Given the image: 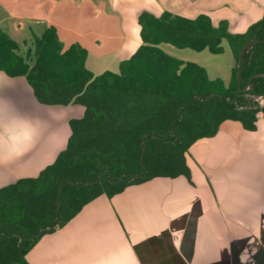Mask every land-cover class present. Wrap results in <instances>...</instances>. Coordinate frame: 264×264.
Wrapping results in <instances>:
<instances>
[{"label":"crops","instance_id":"obj_1","mask_svg":"<svg viewBox=\"0 0 264 264\" xmlns=\"http://www.w3.org/2000/svg\"><path fill=\"white\" fill-rule=\"evenodd\" d=\"M235 1L0 0V31L12 37L10 23L15 33L28 26L38 36L55 26L64 48L84 46L86 67L100 75L119 72L140 47L143 12L213 18L217 9L232 12ZM244 1L229 25L233 34L264 16V0ZM84 112L81 105L41 104L25 77L0 71V188L52 164L68 145L71 119ZM189 164L196 186L184 184L177 193L183 177L159 178L111 199L101 195L44 235L28 253L29 263L264 264L263 114L254 131L224 122L216 136L191 147Z\"/></svg>","mask_w":264,"mask_h":264},{"label":"trees","instance_id":"obj_2","mask_svg":"<svg viewBox=\"0 0 264 264\" xmlns=\"http://www.w3.org/2000/svg\"><path fill=\"white\" fill-rule=\"evenodd\" d=\"M142 44L120 63L119 72L95 75L86 67L87 49H65L55 26L26 42V53L0 31V71L25 77L41 104L81 105L84 115L70 121L67 147L37 177L0 188V264H30L38 241L74 219L101 195L110 199L127 188L159 178L191 182L190 149L217 135L226 121L257 129L264 107V16L242 34L226 21L215 26L165 11L139 16ZM258 41L245 56L242 83L238 59L244 45ZM235 57L229 84L207 70L166 53L161 45ZM248 87H251L247 90Z\"/></svg>","mask_w":264,"mask_h":264},{"label":"rangeland","instance_id":"obj_3","mask_svg":"<svg viewBox=\"0 0 264 264\" xmlns=\"http://www.w3.org/2000/svg\"><path fill=\"white\" fill-rule=\"evenodd\" d=\"M235 2L236 4H233L232 12L228 9H223V10L217 9L215 10L216 16H214L213 18L209 16L215 26H218L219 23L222 21H226L229 27L232 21H234V16L236 14L238 7L237 5L239 4L241 9L244 8L246 5L244 0H239L238 3L237 1ZM7 28L10 30V33L12 34L13 38L12 37L11 38L20 45L21 52L26 53L27 46L24 45V41L30 39L33 36L30 33L29 27L27 26L24 31L19 33L14 32L13 27L10 23L9 24L7 23ZM36 28L41 30L40 27H36ZM36 33L39 34L38 36L41 35V31L40 32L36 31ZM222 46L224 48V53L215 55L210 53L208 50L197 52L192 49H178L169 44L161 45L162 49L166 53L174 57H177L179 59L198 63L199 65L203 66L207 70V73L211 79L221 78L226 83H228L229 79L232 76V69L236 65V61L233 52L229 46V43L227 41H223ZM182 180L183 181H181V183L179 182L177 183L179 185V186L177 185L178 187L177 193L178 192L182 193L185 191L184 184L188 185L189 187L196 186L192 177H191V182H189L186 178Z\"/></svg>","mask_w":264,"mask_h":264},{"label":"water","instance_id":"obj_4","mask_svg":"<svg viewBox=\"0 0 264 264\" xmlns=\"http://www.w3.org/2000/svg\"><path fill=\"white\" fill-rule=\"evenodd\" d=\"M260 41L258 38H253L251 39L244 47L242 48L239 59H238V69H237V81L238 85L240 86L242 83V73L244 70V65H245V56L246 54L252 50L253 46ZM261 41H264L261 40ZM254 77H263L264 78V73H259L255 75ZM251 87H248L247 90H249ZM253 100L258 102L261 107H264V95H254Z\"/></svg>","mask_w":264,"mask_h":264}]
</instances>
